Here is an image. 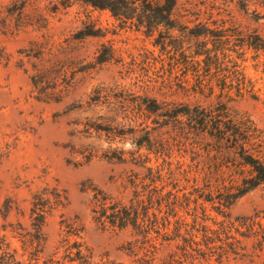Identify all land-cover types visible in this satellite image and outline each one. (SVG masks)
Returning <instances> with one entry per match:
<instances>
[{"label":"rangeland","instance_id":"rangeland-1","mask_svg":"<svg viewBox=\"0 0 264 264\" xmlns=\"http://www.w3.org/2000/svg\"><path fill=\"white\" fill-rule=\"evenodd\" d=\"M172 105L225 106L264 130V0H177L166 24L125 21L83 0H0V207H11L6 223L17 229L4 233L21 264H78L64 252L75 241L93 264H139L130 244L140 236L98 224L92 197L153 198L159 223L165 200L195 198L194 180L213 159L185 117L162 116ZM43 190L60 204L35 260L18 233L31 232L32 199ZM215 206L204 204L206 224L244 249L221 264H264L254 239L235 231L248 217L264 225V185L225 212ZM193 207L177 210L187 229ZM151 238L153 264L179 254L181 241Z\"/></svg>","mask_w":264,"mask_h":264},{"label":"trees","instance_id":"trees-1","mask_svg":"<svg viewBox=\"0 0 264 264\" xmlns=\"http://www.w3.org/2000/svg\"><path fill=\"white\" fill-rule=\"evenodd\" d=\"M99 9L109 10L114 16L122 17L125 21L136 16L137 21H146L148 24H166L170 21L171 13L177 0H83ZM172 105L164 115L174 122L185 117L191 131L202 136L206 141L205 153L213 161L207 167L203 176L195 179V198L183 197V202L173 195L172 200H165L166 208L162 223H159L155 213L149 214L153 198L148 203L143 200H131L128 205L113 200L101 191L92 197L93 219L102 227L109 226L123 230L131 228L140 239L130 244L133 253L141 254L139 264H153L157 259L158 248L151 234H155L162 242L181 241L176 245L179 254L172 253L159 260L160 264H221L230 255L238 256L244 249L239 240L229 235L226 228L213 229L208 226L211 220L205 215V203L216 204L217 210L225 212L238 199L264 185V130L258 127L253 120L242 114H231L225 106H219L214 111H205L198 107ZM150 171V168L148 169ZM201 181V185L199 184ZM161 182L159 175L153 177L152 184ZM163 200V199H162ZM194 205L192 223L187 229L184 220L177 218L178 209L184 205ZM60 204V195L51 194L43 190L36 194L31 203L29 212V233L19 232L22 243L27 246L29 253L38 260L41 245L44 241L43 226L47 216ZM157 209L163 204L156 199ZM11 207H0V264H21L16 251L10 247L4 233L7 227L13 232L11 224L6 223ZM198 212L202 216L198 217ZM170 218L175 219L174 227L169 234ZM200 219V221H199ZM213 223V221H212ZM215 225V223H213ZM243 229L244 232H240ZM183 231V232H182ZM243 238H252L255 241V256L264 255V225L253 217L238 221L235 229ZM3 232V233H2ZM200 240L198 241V235ZM64 240L69 244L68 237ZM232 239L233 241H229ZM69 262L78 264H93L92 255L83 243L73 242L64 250ZM243 256V255H242ZM181 259H183L181 261Z\"/></svg>","mask_w":264,"mask_h":264}]
</instances>
